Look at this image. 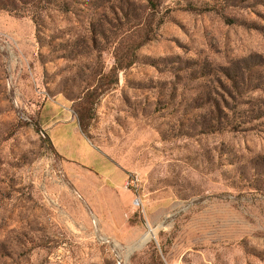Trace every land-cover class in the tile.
I'll return each mask as SVG.
<instances>
[{
	"label": "rangeland",
	"instance_id": "rangeland-1",
	"mask_svg": "<svg viewBox=\"0 0 264 264\" xmlns=\"http://www.w3.org/2000/svg\"><path fill=\"white\" fill-rule=\"evenodd\" d=\"M0 264H264V0L0 10Z\"/></svg>",
	"mask_w": 264,
	"mask_h": 264
},
{
	"label": "crops",
	"instance_id": "crops-1",
	"mask_svg": "<svg viewBox=\"0 0 264 264\" xmlns=\"http://www.w3.org/2000/svg\"><path fill=\"white\" fill-rule=\"evenodd\" d=\"M48 134L56 150L62 156L77 162L80 161L78 156H80L82 150L78 140L80 138H86L84 137L75 118L72 117L68 119L62 126L58 128H50Z\"/></svg>",
	"mask_w": 264,
	"mask_h": 264
},
{
	"label": "trees",
	"instance_id": "trees-1",
	"mask_svg": "<svg viewBox=\"0 0 264 264\" xmlns=\"http://www.w3.org/2000/svg\"><path fill=\"white\" fill-rule=\"evenodd\" d=\"M35 6L36 0H0V10H8L21 16H25L30 11H34ZM33 16L34 21L37 22L35 13H33Z\"/></svg>",
	"mask_w": 264,
	"mask_h": 264
},
{
	"label": "bare ground",
	"instance_id": "bare-ground-1",
	"mask_svg": "<svg viewBox=\"0 0 264 264\" xmlns=\"http://www.w3.org/2000/svg\"><path fill=\"white\" fill-rule=\"evenodd\" d=\"M151 235H152V233L144 236L143 239H142V243L143 244L147 243L149 241V239L151 238Z\"/></svg>",
	"mask_w": 264,
	"mask_h": 264
}]
</instances>
